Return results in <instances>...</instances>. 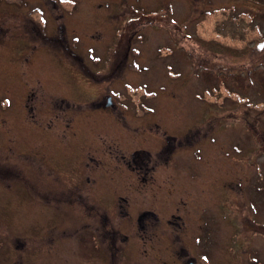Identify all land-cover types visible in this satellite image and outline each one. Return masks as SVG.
I'll use <instances>...</instances> for the list:
<instances>
[{
  "label": "rangeland",
  "instance_id": "1",
  "mask_svg": "<svg viewBox=\"0 0 264 264\" xmlns=\"http://www.w3.org/2000/svg\"><path fill=\"white\" fill-rule=\"evenodd\" d=\"M75 1L68 43L90 73L71 57L45 70L52 131L68 119V132L44 159L54 171L40 155L35 165L68 199L54 210L43 194L0 191V264H9L6 245L32 264H264V0ZM130 36L128 67L110 94L128 109L103 112L90 104L103 86L94 78L115 38ZM118 113L133 117L127 128L114 123ZM145 114L150 128L134 122ZM157 132L194 135L174 142L170 180L151 142ZM136 148L135 161L148 157L154 168L142 183L121 168Z\"/></svg>",
  "mask_w": 264,
  "mask_h": 264
},
{
  "label": "flooded vegetation",
  "instance_id": "2",
  "mask_svg": "<svg viewBox=\"0 0 264 264\" xmlns=\"http://www.w3.org/2000/svg\"><path fill=\"white\" fill-rule=\"evenodd\" d=\"M80 9L81 7H78V2L75 0H0V191L4 189L7 193L19 195L22 187L34 200L38 194H43L42 199L50 209H52L51 207L55 208L54 210H59L66 205L68 190L62 183L57 187L59 182L52 181L49 176L44 179L38 178L41 174H37L36 156L40 155V159L43 160L46 167L48 166L50 170L54 171L44 159L49 157L50 146L54 145L57 150H61L62 140L67 138L68 119L60 131H52V111L55 108L52 107V92L48 96L49 92L47 91L48 86L51 85V77L45 70L51 68L53 59L63 66L71 57L72 61H76L73 63L75 64L74 68L90 73L89 68L74 52L75 50L70 49L68 43V18ZM116 38L112 42L108 54H105L108 56L105 67L102 71L97 72L99 75L94 78L96 79L94 81L99 85L103 84L100 87L102 90L100 98L90 104L103 112H109L119 107L125 113L128 108L125 109L123 104L118 106L110 94L111 91L114 93L119 91L116 89L117 79L128 67V56L133 49H130L131 36L124 44L122 42L125 40L120 39L117 43ZM56 68L59 67L56 66ZM57 83L60 88L61 82L58 80ZM55 89L54 92L57 91V87ZM36 90L41 92L39 97H37ZM59 91L64 92V90ZM57 100L61 102L62 107V102L65 103L66 99ZM38 105L40 109L37 108ZM68 105L66 101L64 108L60 107L63 112L62 118H67ZM37 111H44V113L39 115ZM125 114H116L117 116H115L121 120L114 123L127 128L124 119L132 121L133 117L124 118ZM109 115L111 114L109 113ZM148 116V114L138 115L135 117V124H146L149 127L152 119ZM79 117L82 121L86 115H79ZM43 121L46 122V126L37 129V126ZM107 122L113 121L110 119ZM152 125L157 128L158 123H152ZM161 134L162 132L151 134V142L156 149L154 150L157 154L156 157L161 160V177L170 180L174 177V175L170 176L172 170L179 167V161L173 168L170 166L171 163L165 167L171 156L173 159L174 142L178 141L180 145L184 142L193 144L194 135L178 139L175 137L166 138L165 134ZM141 150L136 148L125 158L124 165L119 166L125 172L130 171L131 175L134 173L135 179L139 176L140 183L145 182L149 171L154 169L147 168L148 157L135 161L136 153ZM11 153H15L17 157L12 158L9 156ZM138 170H140L139 173ZM150 177V179L154 177L153 173L150 174ZM147 212L152 211L148 210ZM140 214L144 215L146 211L141 210ZM111 229H113L112 226ZM6 246L9 250L6 253L9 264L31 263L30 259L21 263L15 258L16 255L14 257L12 251L16 254L23 248L13 246L8 248L9 245Z\"/></svg>",
  "mask_w": 264,
  "mask_h": 264
},
{
  "label": "trees",
  "instance_id": "3",
  "mask_svg": "<svg viewBox=\"0 0 264 264\" xmlns=\"http://www.w3.org/2000/svg\"><path fill=\"white\" fill-rule=\"evenodd\" d=\"M262 228H264V225H260ZM254 231V230H253ZM255 232H258V230L256 229Z\"/></svg>",
  "mask_w": 264,
  "mask_h": 264
}]
</instances>
